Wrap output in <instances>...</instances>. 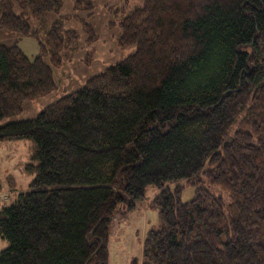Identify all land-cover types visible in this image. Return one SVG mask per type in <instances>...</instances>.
<instances>
[{"label":"trees","instance_id":"1","mask_svg":"<svg viewBox=\"0 0 264 264\" xmlns=\"http://www.w3.org/2000/svg\"><path fill=\"white\" fill-rule=\"evenodd\" d=\"M63 1L0 0V28L36 38ZM120 27L133 53L6 123L81 43L61 18L33 59L0 44V141L33 142L29 189L0 209V264H109L113 219L150 185L160 227L131 264H264V0H143Z\"/></svg>","mask_w":264,"mask_h":264},{"label":"rangeland","instance_id":"2","mask_svg":"<svg viewBox=\"0 0 264 264\" xmlns=\"http://www.w3.org/2000/svg\"><path fill=\"white\" fill-rule=\"evenodd\" d=\"M90 1L94 6L92 13L89 10L77 9L76 0H64L60 10L49 14L36 38L0 28V44H16L31 59L39 55V40H42L45 30L57 19L62 18L65 27L76 30L81 43V47L68 60L64 59L61 66H53L57 88L35 99L25 100L22 112L5 118L2 123L36 117L46 105L66 93L83 87L88 78L135 51L134 45L118 46V38L121 35L120 23L126 15L141 6L143 0ZM82 19L87 20L96 32V38L92 43L87 42L88 34L84 30ZM37 22L31 19L33 26H37ZM46 61L49 62V58L46 57ZM32 147L33 142L29 139L0 141V209L15 199L19 188L29 189L33 174L27 173L23 165L30 161ZM169 185L171 188L183 186L181 199L184 202L192 200L196 195V186L187 184L184 180ZM158 192L156 186L150 185L144 198L137 201L135 210H123L113 219L110 225L109 264H131L133 257H142L143 240L147 232L160 227L158 210L150 205ZM8 245V241L0 237V252Z\"/></svg>","mask_w":264,"mask_h":264}]
</instances>
